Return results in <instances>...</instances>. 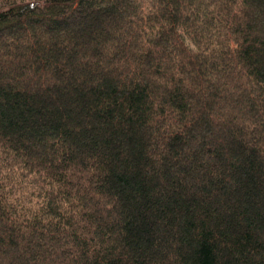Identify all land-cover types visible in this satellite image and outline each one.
<instances>
[{"label": "trees", "instance_id": "obj_1", "mask_svg": "<svg viewBox=\"0 0 264 264\" xmlns=\"http://www.w3.org/2000/svg\"><path fill=\"white\" fill-rule=\"evenodd\" d=\"M0 264H264V0H0Z\"/></svg>", "mask_w": 264, "mask_h": 264}]
</instances>
